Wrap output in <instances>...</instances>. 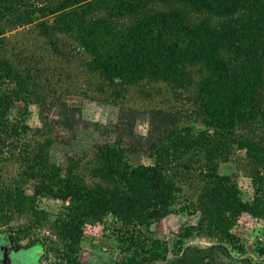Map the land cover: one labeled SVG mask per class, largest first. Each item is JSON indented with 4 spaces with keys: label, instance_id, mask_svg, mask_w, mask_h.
Masks as SVG:
<instances>
[{
    "label": "trees",
    "instance_id": "obj_1",
    "mask_svg": "<svg viewBox=\"0 0 264 264\" xmlns=\"http://www.w3.org/2000/svg\"><path fill=\"white\" fill-rule=\"evenodd\" d=\"M149 1L163 7H142L136 0H60L42 5L35 0H0L4 11L23 6L16 23L36 22L41 35L52 42L58 33L69 35L89 55L90 64L110 80L122 85L148 80L176 88L194 86L207 127H184L159 141L152 163L132 164L119 139L102 143L88 173L79 170L77 161L66 167L50 161L51 138L35 146L25 142L18 185L0 186V212L7 219L11 212L31 213L35 219L24 230L30 233L49 217L35 204L38 195L68 200V210L59 212L52 224L58 241L50 246L66 264H81L78 243L84 229L104 215L121 223L118 239L130 252L121 264L171 263L169 244L148 232L172 212L177 200L180 188L170 172L174 162L185 169L204 165L193 203L198 221L172 248L180 250L184 239L197 232L212 237L211 243L246 252L233 232L240 216L248 213L264 224V137L257 135L264 129V0ZM123 19L127 22L120 23ZM36 97L24 74L0 55V134L23 138L30 128L23 117ZM17 99L25 104L13 125L8 116ZM238 128L245 131L239 133ZM234 148L243 149L250 164L253 194L247 198L235 174L220 171V163L229 160ZM32 179L35 193L30 196L23 184ZM257 253L264 262V244L257 246Z\"/></svg>",
    "mask_w": 264,
    "mask_h": 264
},
{
    "label": "rangeland",
    "instance_id": "obj_2",
    "mask_svg": "<svg viewBox=\"0 0 264 264\" xmlns=\"http://www.w3.org/2000/svg\"><path fill=\"white\" fill-rule=\"evenodd\" d=\"M57 1L60 0H35V3L42 5ZM136 1L142 7H163L162 3L155 5L149 0ZM18 7L4 11L0 5V55L3 54L24 74L37 97L23 117L30 127L22 134L23 138L0 134V186L18 185L23 168L20 153L25 142L35 146L51 138L48 148L50 161L61 167L77 161L79 170L88 173L94 153L102 143L119 139L127 148L132 164L152 163L153 149L159 141L170 139L184 127L194 130L207 128L194 86L176 88L169 82L148 80L122 85L119 81L110 80L90 64L89 55L69 35L58 33L52 42L41 35L36 22L16 23L15 16L23 9V6ZM262 93L264 95V86ZM24 104V101L16 100L8 116L9 123L15 125L18 122L16 118ZM244 131V128H238L239 133ZM257 135L264 137V129L258 130ZM203 165L195 163L192 169H185L177 162L171 164L170 172L180 188L178 197L172 212L154 222L148 235L174 243L188 226L197 223L199 211L194 210L193 203L200 190ZM220 171L235 174L246 198L253 194L250 164L243 149L234 148L229 160L220 163ZM87 178L92 180L90 176ZM35 184L36 180L27 181L23 189L33 196ZM35 199V204L49 214L48 219L32 231L34 236L47 237L42 264H66L50 246L58 241L52 224L59 212L68 210L69 201L40 195ZM4 213L10 212L4 210ZM10 216L7 219L0 212V227L15 229L31 224L35 219L31 213L11 212ZM101 223H106L107 228ZM120 227L119 221L107 215L89 222L78 243L81 264H121L130 252L119 242L117 231ZM233 232L241 237L245 251L261 258L257 253V246L264 244V224L260 218L243 213ZM212 239L194 232L184 239V243L197 241L209 244Z\"/></svg>",
    "mask_w": 264,
    "mask_h": 264
},
{
    "label": "flooded vegetation",
    "instance_id": "obj_3",
    "mask_svg": "<svg viewBox=\"0 0 264 264\" xmlns=\"http://www.w3.org/2000/svg\"><path fill=\"white\" fill-rule=\"evenodd\" d=\"M26 225H21L15 229L11 226L0 227V264H42L43 256L46 252L44 242L47 237L39 235L34 236L32 232L25 233L24 230L26 229ZM165 241L168 244L170 242L169 239ZM191 243L201 242H186L180 250L172 248L170 249L173 253L171 256H173V258L178 256L183 249ZM209 244H211V242ZM233 253L237 256L250 254L253 261H263V257L256 258L254 253L250 251H233ZM207 264H211V262L208 261Z\"/></svg>",
    "mask_w": 264,
    "mask_h": 264
},
{
    "label": "water",
    "instance_id": "obj_4",
    "mask_svg": "<svg viewBox=\"0 0 264 264\" xmlns=\"http://www.w3.org/2000/svg\"><path fill=\"white\" fill-rule=\"evenodd\" d=\"M169 247L173 245L170 240ZM264 264L263 261H253L250 254L237 256L225 243H191L173 258L169 264Z\"/></svg>",
    "mask_w": 264,
    "mask_h": 264
}]
</instances>
